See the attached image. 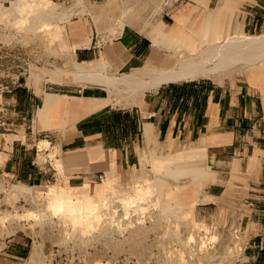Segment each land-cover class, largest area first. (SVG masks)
I'll return each mask as SVG.
<instances>
[{
	"label": "crops",
	"instance_id": "obj_1",
	"mask_svg": "<svg viewBox=\"0 0 264 264\" xmlns=\"http://www.w3.org/2000/svg\"><path fill=\"white\" fill-rule=\"evenodd\" d=\"M203 1H208L210 10L214 0H183L181 5H187L171 17L173 24L160 21V31L172 35L175 27L180 32L182 27L192 29L208 13ZM215 1L225 18L237 11L236 6L227 8L231 3L247 6L244 31L264 28V0ZM194 14L198 18L191 22ZM68 32L77 60L103 58L108 74H129L148 65L161 67L170 53L153 43L157 32L151 39L131 26L100 45L94 41L96 36H88L86 27L72 26ZM87 41H91L89 47H80ZM248 67L249 74L233 82L217 83L212 78L170 82L147 91L138 104H107L91 112L84 111L90 101L100 98L93 87L44 93L16 86L8 95L11 113L6 123L10 128L0 133V177L27 185L61 180L51 152H57V165L62 162L68 181L98 180L100 173L107 176V167L114 170L109 173L120 170L122 176L123 171L140 165L145 150H176L195 143L185 151L206 150L210 159L209 175L198 195L205 201L195 202L194 188L186 194L182 188L175 194L176 204L190 205L196 219L249 230L233 264H264V73ZM79 87L81 96L76 94ZM47 101L51 104L45 111ZM42 142L48 147L40 148ZM40 153L45 155L43 162L38 161ZM12 245L10 252L16 258H26L22 242Z\"/></svg>",
	"mask_w": 264,
	"mask_h": 264
},
{
	"label": "rangeland",
	"instance_id": "obj_2",
	"mask_svg": "<svg viewBox=\"0 0 264 264\" xmlns=\"http://www.w3.org/2000/svg\"><path fill=\"white\" fill-rule=\"evenodd\" d=\"M51 1L60 5L58 12L71 11L73 14V16H70V20L67 19L60 22V25L63 26V32L59 34L58 38L48 33L21 31L13 24L12 18H6L2 21L3 23L0 22V133H5L10 128L9 122L6 123V118H9L8 115L11 113L8 105V95L16 86H23L30 90H36V92L52 93H59L66 89L73 91V89L77 88L76 86H90L93 87L92 90L100 97L98 99L102 101L110 100L109 104L115 106L138 104L142 102L147 92L137 99L122 91H115L98 83L87 82L84 80L85 76L78 74L76 71L75 63L81 61L77 60L75 56L74 47L72 46L73 42L69 37V27L76 25L86 27L89 37H97L94 41L96 40L98 45L118 37V35L115 36L111 33L104 22L95 24L90 16V13L96 11L106 0H84L83 7L75 5L78 0ZM171 2L172 0L147 1L146 4L141 6L138 15L132 18L131 23H127L125 26H131L151 38L150 30H152V26L149 23H152L156 28L158 27V29L161 28L160 24H163L160 22L162 20L173 24L171 17L179 9L187 5V2L184 5H181L180 2L177 6L170 8ZM216 6L217 2L214 0L211 3L213 8L210 7L209 11L216 9L218 7ZM234 6H236L237 11L232 14L227 13L226 18L222 12L217 19L218 26L212 37L214 42L217 43L223 38L224 30L231 35L238 32L247 35L264 33V28L260 30L259 27L256 29L247 27L244 31L242 22L247 6L245 4L231 3L227 8L236 9ZM197 18L198 15H192L191 22L196 21ZM7 19L10 20V23L7 22ZM223 24L225 26L224 30ZM65 26L68 32V39ZM161 49L163 53L167 51L164 46ZM250 70L251 67L243 66L225 76L209 80L217 83L233 82L236 79L247 76ZM97 72L102 73L103 70ZM109 75L121 76V74ZM197 80L208 81L206 78ZM76 94L81 96L83 92L77 91ZM125 95L126 97H124ZM124 98H126V101L129 100V104L124 101ZM130 98H134L135 102L130 100ZM194 145L195 143L182 144L176 150L162 149L160 152L152 149L145 150L140 154V165L132 167L128 171H123L122 176H120V170L114 174L109 173V171H114L113 168H104L107 176L102 182L95 179H87L80 183L68 181L62 162H60L61 166L57 165L58 160L55 159L57 152H51L49 156L54 166L56 168L58 166L57 169L62 179L33 185L35 186L33 196H36L37 203L28 199L29 196H11V186L20 182L10 177H0V264H29L34 248L37 249V256L33 264H214V262L216 264H233L241 253V249L248 238L249 230L244 232L234 227V225L223 224L218 226L216 223L196 219L194 211L184 216L180 215L178 220L173 217H170L169 221L157 219V209H169L176 204L175 194L180 188H183L182 194H186L187 190L196 188L198 191L194 197L195 202L205 201L204 199L200 200L198 195L201 188L204 187V179L209 175L210 159L206 150H201L200 153L194 151L193 157H188L192 159L190 161L191 169L187 172L190 173L187 174L189 176H182L184 174L181 171L177 173L178 171L172 170V172H169L164 168H161L164 170H160L159 166L163 162L171 161L176 163V154L182 153L190 147H194ZM46 147H48L46 142L40 143V148ZM38 161H45V155L40 153ZM172 167L176 168L177 166L175 164ZM109 182H113L118 186V189H123L124 192L133 195L138 192L141 193L140 189L144 190L142 193H146L145 185L154 186L155 192L162 191L165 195L158 196L154 194L148 199L145 198L141 202L131 204L132 206L129 205L130 207L128 208L120 203L119 197H115L113 199L114 202L110 206L112 211H107L108 213L103 216V221L100 222V225H96L97 228H90V231L83 233L84 235L82 234V236H80L81 231H79L80 233L78 232L80 228L66 222L61 215L53 216L50 221L46 220L44 222L38 217L35 222L36 218H33L35 220L32 218L29 220V218L23 216L28 210L46 209V205L49 202V194L47 190L40 191L39 186H64L68 191L77 189L82 195L92 193L99 197ZM71 186L78 187L74 189ZM142 187L145 189H142ZM155 200H159V203L156 204ZM113 209L117 213H114ZM17 215L18 217H16ZM108 215L111 216L113 221ZM22 216L23 218H21ZM110 220L112 224L114 223L113 225H110ZM119 221L121 222L120 224L123 223L122 229H117ZM139 221H143V223L139 224ZM126 224L129 225L127 226ZM104 225H108L107 230H105ZM109 228H115L117 231L115 230L116 232H114L112 230L109 236L107 234L111 230ZM95 229L98 232H93ZM130 230H132L133 234L132 232L130 233ZM101 232L103 233L102 236H100ZM194 232L197 243L196 241L191 242L188 240L189 234ZM93 234H97L99 237H94ZM91 235L94 239H90ZM212 235L217 236L216 242L211 241ZM172 236L173 238L171 239ZM202 240L208 242L205 249L201 248ZM17 241L23 243L22 247L25 248L27 253L26 258H16L10 252L12 244H16ZM168 254H172L173 258L171 260H168ZM211 256L214 257L211 258ZM222 258L225 260L223 261Z\"/></svg>",
	"mask_w": 264,
	"mask_h": 264
},
{
	"label": "bare ground",
	"instance_id": "obj_3",
	"mask_svg": "<svg viewBox=\"0 0 264 264\" xmlns=\"http://www.w3.org/2000/svg\"><path fill=\"white\" fill-rule=\"evenodd\" d=\"M147 1L149 2L150 0H106L105 3H103V5L97 8L96 11L90 13V16L92 17V20L94 21L95 24L104 22L111 31V33L117 36L122 33L125 25L127 23H131L132 18L138 15L141 6L143 4H146ZM202 4L207 9L208 13L203 15L196 22V24L192 29H185L182 27V29H180L181 30L180 32L179 31L180 27H175L174 34L168 35L162 33L160 29H158V27L156 28L155 26H153L152 23H149V25L152 26V30H150V35L157 32L156 36L153 35V43L155 45H159L160 47L161 46L166 47V49L170 52L161 67L148 65L142 70H138L133 73L123 74L119 77L118 76L115 77V76H110L107 73V68H108L107 63L103 58H101L100 60H96L92 62H87V61L76 62L75 67L77 73L81 75L83 74V76H85L84 80H86L87 82L96 83V84L98 83L105 87L112 88L115 91H119V92L122 91L123 93H127L129 96L131 97L133 96L134 98L137 99L141 98V96H143L146 91H156L163 84H167L170 82L196 80L199 78H219L243 66L248 67L251 65L252 69L256 71L258 74L264 73V33L257 35H246L245 33L238 32L234 35H231L229 32H225L224 30L225 26L223 24V30H224L223 38L216 43L214 42L212 37L214 35L215 29L218 26L217 19L220 17L221 9L217 7L216 9L210 12L208 9V1H203ZM75 5L79 7L80 6L83 7L84 0H78L75 3ZM59 7H60L59 4L54 3L51 0H12L9 6L0 7V22L4 21L6 18L9 19L12 18L13 24L19 30L21 29V31L23 30L26 32L28 31L33 33H37V32L48 33L49 35L52 34L55 38L56 37L58 38L59 34L63 32V26L60 25V22L69 19L71 15L73 16L71 11L58 12ZM7 22L10 23V20H8ZM90 42L91 41H87L81 44L80 47H89ZM99 70H103V72L98 73L97 71ZM124 97H126V95ZM48 98L55 99L57 101L60 99V97H58L57 95H48ZM124 99H125L124 101H126V98ZM133 99L130 98V100ZM128 101H126L127 104H129ZM109 103L110 100L102 101L97 98L93 101H90L91 105L89 104L90 106L88 105L86 111L84 112L99 110L105 107ZM50 104L51 103L49 101L46 102L44 108L45 111H47V107ZM194 151L196 150H192L191 152L188 150L182 153H178L177 159H175L176 163L174 162L172 163L171 161L160 163L159 164L160 170L165 169L169 172L175 170L176 172L178 171L177 173L181 171V173L184 174L182 176H188L187 174L190 173L187 172L191 169L190 161L192 160L191 158L193 157ZM175 164L177 167L173 168L172 166ZM155 186H157V184H155ZM11 187H12L11 196H24V197L29 196L30 198L28 197V199H31L33 202L37 201L35 198L36 196H33L35 186L27 185L20 182L19 184H14ZM39 187H40V191L47 190L49 194V202L46 205V209H39L37 211L28 210L26 211L25 214H23V216L29 218V220L31 218L32 219L36 218V220L33 219L35 220V222L37 221V217H38L41 218L42 221L44 222L46 220L50 221V219H52L53 216L61 215V217L66 222L71 223V225H73L74 227L80 228V230H78V232L81 231L80 236H82V234L87 232L90 228L96 227V225L97 226L100 225V222L103 221V216L108 213L107 211L109 210L112 211L110 206L114 202L113 199L115 197H119L120 203H122V205L128 208L130 207L129 205L135 202L136 203L141 202V200H144L145 198L148 199V197L150 198L154 196V194L158 196L165 195V193L162 191H159L158 193L155 192L154 186L152 187L149 185H145L146 193L145 192L142 193V191L144 190L140 189L139 191H141V193L138 192L139 193L138 194L136 192L137 194L133 195L131 193L124 192L123 189H118V186H116L113 182H109L106 185L104 191L99 197L92 193L87 195L86 194L82 195L77 189L74 191H68L64 186L53 185L47 187H43V186H39ZM73 188L75 189V187ZM143 188L144 187H142V189ZM195 190L196 192L198 191L196 188ZM155 203L156 204L159 203V200H155ZM157 210H158V214H157L158 220L169 221L170 217H173L178 220L180 215L184 216L185 214H189L192 208L190 205H187L186 203L184 205L175 204L169 209L159 208ZM113 212L115 213L116 211H114L113 209ZM23 216L21 218H23ZM16 217H18V215ZM112 221L110 225L114 224V223L112 224ZM141 222L143 223V221ZM141 222L139 221V224H141ZM120 223L121 222L119 221L117 229L123 226V223L122 224ZM107 226L108 225H104V227L106 228V229L104 228L105 230H107ZM124 227L127 228L126 226ZM112 230H114V232L117 231L115 228L114 229L112 228L110 232L107 233L109 236ZM94 231L97 230L95 229L93 230V232ZM131 232L132 230H130V233ZM102 234L103 233L101 232L100 236H102ZM96 236L97 234L94 235V237ZM195 236H196L195 232L190 233L188 236V240L191 242L192 241L195 242L196 241ZM94 237L92 238L91 235L90 239H94ZM172 238L173 236L171 237V239ZM216 240H217V236L212 235L211 241L216 242ZM207 243L208 242H206V240H202L201 248L202 249L207 248ZM182 244L184 243L182 242ZM36 253H37V249L34 248L33 255L30 259V262L33 261L32 264L34 263V259H35L34 256H36ZM213 257L214 256H211V258ZM167 258L168 260H171L173 258L172 254H168ZM214 264H216V262H214Z\"/></svg>",
	"mask_w": 264,
	"mask_h": 264
},
{
	"label": "built area",
	"instance_id": "obj_4",
	"mask_svg": "<svg viewBox=\"0 0 264 264\" xmlns=\"http://www.w3.org/2000/svg\"><path fill=\"white\" fill-rule=\"evenodd\" d=\"M11 1L12 0H0V7H5V6L9 5L11 3ZM63 1L65 2V1H70V0H63ZM182 1L183 0H172V2H171L172 5H170V8L173 7V6H177ZM81 91H82V89L80 88L79 92H81ZM104 178H105V174L104 173H100L98 175V180L99 181L102 182L104 180Z\"/></svg>",
	"mask_w": 264,
	"mask_h": 264
}]
</instances>
